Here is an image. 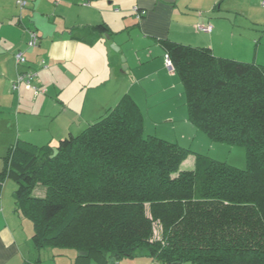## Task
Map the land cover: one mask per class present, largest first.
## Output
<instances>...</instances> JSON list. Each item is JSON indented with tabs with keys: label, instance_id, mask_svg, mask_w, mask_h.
I'll return each instance as SVG.
<instances>
[{
	"label": "trees",
	"instance_id": "1",
	"mask_svg": "<svg viewBox=\"0 0 264 264\" xmlns=\"http://www.w3.org/2000/svg\"><path fill=\"white\" fill-rule=\"evenodd\" d=\"M167 54L190 123L213 143L243 147L246 167L145 136L124 96L79 135L42 147L18 141L0 162V196L6 181L17 184L15 211L32 224L35 251L101 264H264V65L176 43ZM191 156L195 168L183 169Z\"/></svg>",
	"mask_w": 264,
	"mask_h": 264
},
{
	"label": "crops",
	"instance_id": "2",
	"mask_svg": "<svg viewBox=\"0 0 264 264\" xmlns=\"http://www.w3.org/2000/svg\"><path fill=\"white\" fill-rule=\"evenodd\" d=\"M17 1L0 0V129L13 133L1 141L0 150L14 144L15 121L5 116L15 110L16 126L24 132L19 141L57 145L82 133L124 96L139 107L144 134L159 133L163 124L175 130L181 122L195 131L184 87L175 71L163 66L170 43L260 64L259 47L253 48L254 35L243 22L251 0H27L22 11ZM135 8L146 11L145 17L138 20ZM200 26H211L212 33L199 31ZM29 30L39 35L35 48H28ZM19 52L27 59L21 69L15 58ZM23 69L37 74L33 84L47 90L45 95L24 84L13 90ZM155 95L176 96L179 104L154 106ZM182 167L192 170L195 161L189 157ZM16 189L8 180L0 196V264H43L41 251L32 246L33 226L30 232L28 221L15 211ZM78 254L67 263L101 264ZM129 261L118 264H154L148 258Z\"/></svg>",
	"mask_w": 264,
	"mask_h": 264
},
{
	"label": "rangeland",
	"instance_id": "3",
	"mask_svg": "<svg viewBox=\"0 0 264 264\" xmlns=\"http://www.w3.org/2000/svg\"><path fill=\"white\" fill-rule=\"evenodd\" d=\"M251 2L253 5L251 13L244 12L243 22L245 23L244 24L245 27H249V29L247 28L248 35H250V37L252 34L254 35L253 48H255L256 46L259 47V51H260L259 65H264V6H263L264 0H251ZM163 66L166 67L165 57L163 58ZM176 78L177 80H179L178 76H176ZM164 97H165L164 95H159V96L155 95L153 97L154 99H152L154 106H157L158 104L159 106L160 104L162 105L165 104L169 105L171 103L175 104L176 102H178L179 104V100L176 96L173 99L170 97L169 98L168 97L164 98ZM15 112L16 110L13 112L14 115H11L10 117L8 115L5 116V119L10 118L15 121L14 125L16 128L14 131V140H13L14 144L12 145L18 143V141L20 140L18 136L24 134V132H22V130L19 131L16 126L17 118ZM179 120L181 121V119ZM163 126H167V125L163 124L162 126H160L159 133L156 130H153V132L150 133L145 132L144 135L145 136L153 135V136H159L164 139H168L172 143H177L181 147L192 150L199 156L209 158L212 160L226 162L229 165L239 169H244L246 167L247 164L246 151L243 147H231L225 144L213 143L206 135H204L202 132H199L197 129H195V131L192 132L189 131V128L185 127L183 125V122L179 123V127H177L175 130L164 128ZM16 133L17 136L15 137ZM165 134H167L168 136L166 137L169 138H165L161 136ZM12 135H13L12 132L3 131L0 129V145L2 140H6L7 138L10 139ZM38 147H42V145H39ZM7 153L8 150H0V162H2L3 159L7 156ZM191 157L195 161V156H191ZM44 192L45 190L42 187H39L35 190V196H43ZM27 224H28L27 225L28 230L29 228H31L30 232H32V224L29 221ZM71 256L76 257V253L70 250L47 249L41 251V255L39 259H41L43 264H68L67 258ZM126 262H130V261L126 259Z\"/></svg>",
	"mask_w": 264,
	"mask_h": 264
},
{
	"label": "built area",
	"instance_id": "4",
	"mask_svg": "<svg viewBox=\"0 0 264 264\" xmlns=\"http://www.w3.org/2000/svg\"><path fill=\"white\" fill-rule=\"evenodd\" d=\"M27 5H28L27 0H18L17 1V6L21 11L24 10L27 7ZM263 6H264V2H263ZM133 12H134V14L138 20H141L146 15V11L140 10L138 8H135L133 10ZM198 30L201 32H205V33H212V27L211 26H200L198 28ZM28 32L30 35V40L27 44L28 48L37 47L39 44V39H40L38 33L34 30H29ZM15 58H16L17 67L19 69L25 68L27 66V59H26L23 52L17 53ZM165 66L169 71H171V72L174 71L172 61H171L168 54L165 55ZM36 77H37V74L35 72L29 70V69H23V70L19 71L18 76H17V81L13 86V90L19 91L20 86L22 84H24L27 87L31 88L36 95H40V94L45 95L47 93V90L41 89L38 86H35L33 84Z\"/></svg>",
	"mask_w": 264,
	"mask_h": 264
},
{
	"label": "water",
	"instance_id": "5",
	"mask_svg": "<svg viewBox=\"0 0 264 264\" xmlns=\"http://www.w3.org/2000/svg\"><path fill=\"white\" fill-rule=\"evenodd\" d=\"M79 256H86L87 255V253H79L78 254ZM110 264H115V259H111V261H110Z\"/></svg>",
	"mask_w": 264,
	"mask_h": 264
}]
</instances>
